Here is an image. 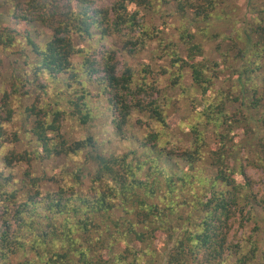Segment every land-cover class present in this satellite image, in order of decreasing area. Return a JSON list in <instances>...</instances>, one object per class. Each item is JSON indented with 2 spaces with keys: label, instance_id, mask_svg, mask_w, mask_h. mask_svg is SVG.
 <instances>
[{
  "label": "trees",
  "instance_id": "trees-1",
  "mask_svg": "<svg viewBox=\"0 0 264 264\" xmlns=\"http://www.w3.org/2000/svg\"><path fill=\"white\" fill-rule=\"evenodd\" d=\"M10 1L13 26H0V73L2 55L12 59L0 85V264H159L162 237V264H264V189L248 175L264 169V137L253 140L264 108V0H249L258 17L243 32L248 42L229 39L240 60L252 54L218 89L219 64L198 38L230 0ZM164 13L180 18L186 57L150 24L149 14ZM34 25L47 41L35 42ZM109 36L129 57L157 41L167 91L149 66L120 73L113 49L92 57ZM89 85L107 106L109 139L64 133L66 121L96 119ZM169 91L191 108L179 133ZM250 224L239 238L236 227Z\"/></svg>",
  "mask_w": 264,
  "mask_h": 264
},
{
  "label": "rangeland",
  "instance_id": "rangeland-1",
  "mask_svg": "<svg viewBox=\"0 0 264 264\" xmlns=\"http://www.w3.org/2000/svg\"><path fill=\"white\" fill-rule=\"evenodd\" d=\"M249 0H230L228 2V7L224 9H220L218 12V17L214 18L211 23V28L209 29V35L206 37H199V42L205 48V56L219 64L218 71L222 72L220 74L221 81L219 82L217 89L222 86V88L229 87L233 81L236 80L232 74V68L241 67L244 62L247 61L248 56L252 54L250 48L247 49V54L245 61L240 60V55L238 49L234 46V44L229 39H235L238 33L246 39L245 34L243 33L244 30L251 25L258 17L254 9H251L252 6L249 4ZM99 5L110 6V1L99 0ZM14 10V4L10 0H0V26L3 27H12L13 22L11 20L10 14ZM151 19L150 24L156 25L157 28L162 30L164 33L163 38L166 40V43L171 39L173 40L176 48L178 47L179 50H182V55L186 57V52L184 51V42L179 40V33L177 29H180L182 23L180 22L179 17H172L170 18L168 14L164 13L157 14L156 16L149 14L148 16ZM200 28L204 27L203 24L199 26ZM193 32L198 31V28L191 27ZM31 34L34 38L36 43H44L49 39V33L41 28L39 25H34L31 28ZM214 34L220 35L218 38H214ZM179 40V42H178ZM248 42V40L246 39ZM165 43V44H166ZM243 46L242 44H240ZM164 46V45H163ZM83 48H88L87 50L90 51L93 49L89 45H82ZM94 50L92 51V57H96L99 54H103L105 51L115 50L116 57H117V65L118 71L121 73L124 69L125 65L132 67L135 72L140 73L144 66H149L154 69V71H158V79L160 80L159 88L161 91H167V87L169 86V80L171 75L169 73H163L159 71L161 66H167L168 63L163 61L165 57L163 53V48L158 44L157 41L151 44L149 49L139 53L135 57H129L124 52H122V44L117 37L109 36L108 38L97 42L95 41L93 44ZM95 52V54H93ZM229 54V56H226ZM18 56V55H17ZM236 57V58H235ZM20 58V57H19ZM2 59L4 62L3 69L0 73V85H8L9 84V76L7 74L8 68L10 67L11 58L8 56L2 55ZM238 59V60H235ZM83 58L78 56L74 59L75 64H81ZM264 77V72H261L260 80ZM232 82L229 84V82ZM227 84V85H226ZM184 86L187 88L191 87V78L190 74H188L184 80ZM91 93V98L89 99V105L93 108L94 115L96 119L92 122L91 125L86 127L80 126L78 121H66L64 123L65 129L64 133L72 140L81 139L87 136V133L90 131L91 133L101 135L106 139H109V134L111 132V127L109 125V113H107V106L105 104L104 99L96 98L97 90L95 87L88 86L87 89ZM169 94L174 99H179L178 92L176 91H169ZM66 103L60 102L61 107H65ZM178 110L175 112L171 117V126L175 132L179 133L177 130V125L179 122H186L189 117L191 116V108L189 102L186 99H179L177 104ZM258 118H262V123L257 125V134L254 136L253 140L256 141L258 137H264V108L259 112ZM184 135L180 131V136ZM112 139V137H110ZM119 147L120 152L126 151L128 149L127 143H122L117 145ZM248 151L243 152V157L247 155ZM50 171V169H49ZM51 173V172H50ZM248 175L254 180L255 182V190H263L264 189V169L254 167L248 169ZM254 228L253 224H250L247 229H239L236 227V230L239 232V238L242 234L249 236L252 229ZM162 237V236H161ZM261 238H264V230L260 235ZM166 239L162 237L159 241L156 242L155 247L158 251V263L162 264L160 253L163 251V244L165 243L170 247ZM149 259V258H147ZM151 262V261H149ZM148 262V263H149Z\"/></svg>",
  "mask_w": 264,
  "mask_h": 264
}]
</instances>
